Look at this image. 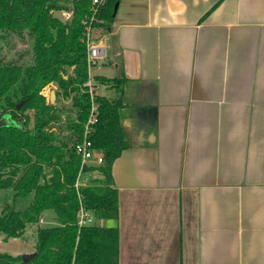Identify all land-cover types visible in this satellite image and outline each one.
Listing matches in <instances>:
<instances>
[{
	"label": "crops",
	"instance_id": "0c3cea01",
	"mask_svg": "<svg viewBox=\"0 0 264 264\" xmlns=\"http://www.w3.org/2000/svg\"><path fill=\"white\" fill-rule=\"evenodd\" d=\"M95 35L91 76L127 79L138 107L119 217L94 219L118 227L119 264H264V0H121Z\"/></svg>",
	"mask_w": 264,
	"mask_h": 264
},
{
	"label": "trees",
	"instance_id": "16d2710c",
	"mask_svg": "<svg viewBox=\"0 0 264 264\" xmlns=\"http://www.w3.org/2000/svg\"><path fill=\"white\" fill-rule=\"evenodd\" d=\"M120 1L0 0V39L9 50L18 42L30 45L27 52L10 56L0 47V119H11L0 129V192L12 193L11 203L0 212V237L21 238L29 224H40L46 212L54 213V226L37 229L35 257L23 262L22 256L0 254V264H119L118 227L80 226L78 214L84 208L96 220L119 217L113 164L139 145L138 128L127 123L138 110L125 102L127 79L95 77L99 113L91 140L103 164L81 170L76 145L91 106L84 88L89 79L86 22L94 18V28L109 27ZM55 11L71 12V19L62 23L53 17ZM49 84L71 100V113L60 130L55 127L57 105L43 94ZM100 85L116 96L100 95ZM85 175L92 178L76 188Z\"/></svg>",
	"mask_w": 264,
	"mask_h": 264
},
{
	"label": "built area",
	"instance_id": "2783aa9c",
	"mask_svg": "<svg viewBox=\"0 0 264 264\" xmlns=\"http://www.w3.org/2000/svg\"><path fill=\"white\" fill-rule=\"evenodd\" d=\"M99 0H94V4H97ZM65 20L68 21L71 19V12L63 11ZM94 18H91V21L86 22V45H87V63L89 69V79L84 84V88L91 96V106L90 112L85 123L83 130L82 140L76 145V153L81 158V170L87 165H102L104 162L103 155L97 152L93 148V143L91 136L94 133L95 125L98 122V105L95 102L94 95L96 91L95 80L91 76V69L96 64L106 61L108 58V49L102 40L96 37L97 29L92 26V21ZM81 184V177L76 183V188ZM78 224L80 226H87L94 224V217L91 212L81 208L78 214Z\"/></svg>",
	"mask_w": 264,
	"mask_h": 264
},
{
	"label": "rangeland",
	"instance_id": "374dc122",
	"mask_svg": "<svg viewBox=\"0 0 264 264\" xmlns=\"http://www.w3.org/2000/svg\"><path fill=\"white\" fill-rule=\"evenodd\" d=\"M17 42V41H16ZM0 47L3 48L4 53H9L10 55L15 54L16 52L21 51H28L30 49V45H22L19 44L15 50H9L4 41L0 39ZM8 56V57H9ZM94 73L99 72L97 69L93 70ZM111 76V75H110ZM52 91L57 92V86L53 84L47 85L44 90L43 94L46 96L47 100L50 101V94ZM107 97H115V92L106 93ZM131 101V99H129ZM52 104L57 105V113L59 115V120L56 123L57 128L63 129L66 121V117L68 114L71 113V100L65 99L62 94H57L55 96L54 102ZM8 124L11 123V119L9 116H5L3 118ZM67 134V131H63V136ZM85 182V176L81 177V184ZM12 201V193L9 191H1L0 192V212L4 209V206ZM27 200H23L19 204V208L25 206L28 203ZM54 213L52 211H48L43 216V221L40 224H29L26 228L25 234L21 238H12L9 240H4V237H0V254H8L11 256H25L28 254H32L35 252L36 241H37V229L39 226L41 227H52L54 226L53 220Z\"/></svg>",
	"mask_w": 264,
	"mask_h": 264
},
{
	"label": "water",
	"instance_id": "95a60500",
	"mask_svg": "<svg viewBox=\"0 0 264 264\" xmlns=\"http://www.w3.org/2000/svg\"><path fill=\"white\" fill-rule=\"evenodd\" d=\"M117 8H118V5L116 6V11H117ZM53 17L57 20H59L60 22L62 23H66V20H65V17H64V14H63V11H55L53 13ZM55 96H56V92L55 91H52L51 94H50V101L51 103L54 102V99H55ZM19 107V106H18ZM7 121H5L4 119H0V129L2 127H5L7 125ZM36 256V252L32 253V254H28V255H25L22 257L23 259V262H27L29 261L31 258L35 257Z\"/></svg>",
	"mask_w": 264,
	"mask_h": 264
}]
</instances>
